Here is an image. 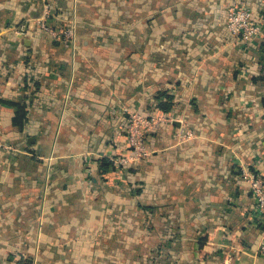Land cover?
<instances>
[{
    "label": "crops",
    "instance_id": "obj_1",
    "mask_svg": "<svg viewBox=\"0 0 264 264\" xmlns=\"http://www.w3.org/2000/svg\"><path fill=\"white\" fill-rule=\"evenodd\" d=\"M227 1L0 0V264H264V39ZM132 113L174 120L121 164Z\"/></svg>",
    "mask_w": 264,
    "mask_h": 264
},
{
    "label": "built area",
    "instance_id": "obj_2",
    "mask_svg": "<svg viewBox=\"0 0 264 264\" xmlns=\"http://www.w3.org/2000/svg\"><path fill=\"white\" fill-rule=\"evenodd\" d=\"M226 26L228 31L237 36L243 42H254L257 39H264L263 22L255 19L253 11L249 6V0H228L225 4ZM51 13L46 8L40 18L36 19L39 30L51 35L53 38H63L71 40L75 37L74 26L64 29H56L50 26L49 20ZM19 34L24 33V27L18 31ZM173 118L163 114L145 115L141 113H132L130 115L128 126V144L131 148V154L116 160L118 163L124 164L132 161H140L147 158L150 154L146 146L147 135L165 123H172ZM193 137L191 132H187L181 136L182 140H188ZM7 148L0 142V149ZM243 179L250 186L252 194L257 202V211L264 220V174L255 169L245 168L243 170ZM259 253L264 256V227L259 242Z\"/></svg>",
    "mask_w": 264,
    "mask_h": 264
},
{
    "label": "trees",
    "instance_id": "obj_3",
    "mask_svg": "<svg viewBox=\"0 0 264 264\" xmlns=\"http://www.w3.org/2000/svg\"><path fill=\"white\" fill-rule=\"evenodd\" d=\"M262 45H263V50H264V43ZM164 108L165 110H167L168 107L165 106ZM111 165H112V162H110V160L108 159L102 160V167L104 170H107Z\"/></svg>",
    "mask_w": 264,
    "mask_h": 264
}]
</instances>
